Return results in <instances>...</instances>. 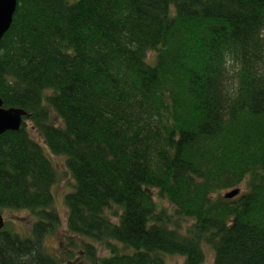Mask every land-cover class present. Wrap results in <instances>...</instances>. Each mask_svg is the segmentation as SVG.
Segmentation results:
<instances>
[{
  "label": "trees",
  "instance_id": "obj_1",
  "mask_svg": "<svg viewBox=\"0 0 264 264\" xmlns=\"http://www.w3.org/2000/svg\"><path fill=\"white\" fill-rule=\"evenodd\" d=\"M0 96L28 112L0 213L36 219L0 229L3 264H61L53 155L72 264H264V0H18Z\"/></svg>",
  "mask_w": 264,
  "mask_h": 264
},
{
  "label": "rangeland",
  "instance_id": "obj_2",
  "mask_svg": "<svg viewBox=\"0 0 264 264\" xmlns=\"http://www.w3.org/2000/svg\"><path fill=\"white\" fill-rule=\"evenodd\" d=\"M32 134L38 140H42L41 134L36 130L33 129ZM54 162L56 163L57 167L60 169L63 178L61 182H58L55 186V191L57 194L56 199V207L59 211L61 217V224L55 227V229L47 234L44 237V243L48 247V249L52 250L57 258H61V264H72L70 261V257H68L65 253L67 251V247L70 244V241L66 237L67 232V214L68 208L65 202H63L62 198L63 194L67 193L69 190L72 189L73 185V178L67 176L66 173V158L62 155H53ZM64 173V174H63ZM71 183V184H70ZM6 218V227L11 228L14 231L20 233L22 236H29L33 233L34 223L36 221L35 217L32 215L29 209L19 208L14 209L13 211H6L3 213ZM76 249L81 247L76 246ZM207 249V259L202 264H213L215 260V252L214 249L210 246L206 247ZM77 254V253H76ZM75 256V255H74ZM168 259L172 264H183L184 257L179 254L175 255H168Z\"/></svg>",
  "mask_w": 264,
  "mask_h": 264
},
{
  "label": "water",
  "instance_id": "obj_3",
  "mask_svg": "<svg viewBox=\"0 0 264 264\" xmlns=\"http://www.w3.org/2000/svg\"><path fill=\"white\" fill-rule=\"evenodd\" d=\"M18 0H0V49L2 39L10 29L17 10ZM27 110L18 107H5L3 98L0 96V135L8 130H18L22 127ZM240 189H235L226 194L227 197H235ZM6 225L5 216L0 213V229ZM0 264H3L0 260Z\"/></svg>",
  "mask_w": 264,
  "mask_h": 264
}]
</instances>
